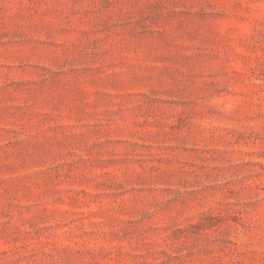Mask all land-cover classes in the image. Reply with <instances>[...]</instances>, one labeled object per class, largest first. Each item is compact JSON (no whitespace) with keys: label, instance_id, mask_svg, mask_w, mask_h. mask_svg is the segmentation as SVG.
Listing matches in <instances>:
<instances>
[{"label":"rangeland","instance_id":"rangeland-1","mask_svg":"<svg viewBox=\"0 0 264 264\" xmlns=\"http://www.w3.org/2000/svg\"><path fill=\"white\" fill-rule=\"evenodd\" d=\"M0 264H264V0H0Z\"/></svg>","mask_w":264,"mask_h":264}]
</instances>
